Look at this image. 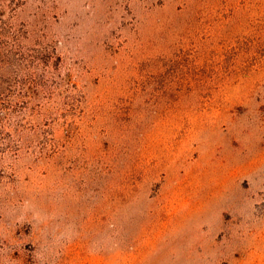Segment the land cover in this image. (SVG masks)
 I'll return each mask as SVG.
<instances>
[{
  "label": "rangeland",
  "instance_id": "1",
  "mask_svg": "<svg viewBox=\"0 0 264 264\" xmlns=\"http://www.w3.org/2000/svg\"><path fill=\"white\" fill-rule=\"evenodd\" d=\"M0 264H264V0H0Z\"/></svg>",
  "mask_w": 264,
  "mask_h": 264
}]
</instances>
